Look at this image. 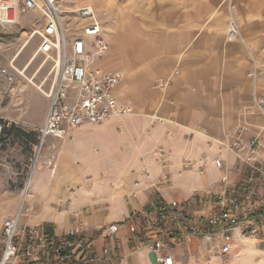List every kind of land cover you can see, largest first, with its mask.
<instances>
[{"label": "crops", "instance_id": "0c3cea01", "mask_svg": "<svg viewBox=\"0 0 264 264\" xmlns=\"http://www.w3.org/2000/svg\"><path fill=\"white\" fill-rule=\"evenodd\" d=\"M61 4L95 10L107 43L98 65L123 74L114 95L132 112L47 138L23 187L0 185V234L3 218L17 214L19 227L45 224L60 237L78 230L98 258L90 264H158L144 237L131 231L139 224L133 214L175 200L191 228L209 230L203 219L215 208L204 202L206 193L255 184L240 158L247 147L238 153L231 147L238 137L246 145L258 142L257 164L264 167V108L255 106L264 97V0ZM76 19L63 16L69 29ZM231 20L238 26L233 40L227 37ZM3 35L0 30V50ZM20 38L0 57V118L4 128L18 129L35 145L50 106L38 88L47 89L48 72L38 57L39 41L28 49L22 47L27 34ZM256 191L264 192L263 182ZM112 224L118 228L109 233ZM220 244L217 237L190 235L163 253L173 264H264V234L243 236L235 229L225 256Z\"/></svg>", "mask_w": 264, "mask_h": 264}, {"label": "built area", "instance_id": "2783aa9c", "mask_svg": "<svg viewBox=\"0 0 264 264\" xmlns=\"http://www.w3.org/2000/svg\"><path fill=\"white\" fill-rule=\"evenodd\" d=\"M31 12L40 15L41 26L37 21L29 38L34 35L40 38L37 53L52 62L44 78L49 82L47 89L38 87L50 100V106L44 124L38 130L32 168L47 138L62 139L71 129L84 124H101L112 116L128 115L132 108L119 102L114 95L123 74L98 65L107 50V43L92 6L68 10L62 7L61 0H0V30L6 32L20 25L22 18ZM64 14L82 21L74 28L81 31L82 36H71L63 20ZM227 37L229 40L238 37V26L233 20L228 24ZM255 106L263 109L264 97L256 100ZM3 128L0 118V135ZM257 143L253 140L246 145L238 137L231 145L237 153L247 147V155L240 158L249 164V178L255 184L251 188L228 189L226 186L218 192L206 193L204 202L215 208L203 219L211 227L209 230L191 228L189 220L179 214L181 204L175 200L158 201L148 213L132 215L139 224H132L131 231H139L144 237V244L158 255V264H173V257L164 254L163 250L190 235L203 236L207 240L219 238V254L225 256L231 252L235 229H240L243 236L264 234V192L256 191L257 184H264V167L257 164ZM215 164L223 167L219 157L215 158ZM226 180L225 176L221 178L224 184ZM117 228V224H112L106 231L114 233ZM0 242V264H90L98 259L90 253L87 238L78 230L60 237L45 224L19 227L17 214L3 218Z\"/></svg>", "mask_w": 264, "mask_h": 264}, {"label": "rangeland", "instance_id": "374dc122", "mask_svg": "<svg viewBox=\"0 0 264 264\" xmlns=\"http://www.w3.org/2000/svg\"><path fill=\"white\" fill-rule=\"evenodd\" d=\"M37 21H40L41 17L37 13L36 16L26 14L22 20L20 25L16 26V28L9 32L6 31L7 35H3V39H6V46L0 50V57L3 58V55L7 52L8 49H15L17 45L20 43V35L27 34V40L24 41L22 47L30 49L34 47L40 38L37 35H34L28 42L29 32L32 27L35 25ZM79 20L76 19L72 21L70 26V31L74 30L77 27ZM39 25V24H38ZM37 26V25H36ZM78 31V30H77ZM77 31L74 30L73 35H77ZM8 32V33H7ZM20 34V35H19ZM28 43V44H27ZM9 44V45H8ZM38 57L43 61L44 56L41 54ZM14 66V63H12ZM52 66V62L50 60H46L44 65V71L48 72ZM21 132L10 126L9 128H3L0 135V185L4 187L5 185H11V187H23L26 183L29 172L31 169V164L33 157L35 155V145H30L23 141L22 137H20ZM15 149H10L14 148Z\"/></svg>", "mask_w": 264, "mask_h": 264}, {"label": "bare ground", "instance_id": "6f19581e", "mask_svg": "<svg viewBox=\"0 0 264 264\" xmlns=\"http://www.w3.org/2000/svg\"><path fill=\"white\" fill-rule=\"evenodd\" d=\"M13 66V65H12ZM14 67V66H13ZM18 72H19V70H18Z\"/></svg>", "mask_w": 264, "mask_h": 264}]
</instances>
